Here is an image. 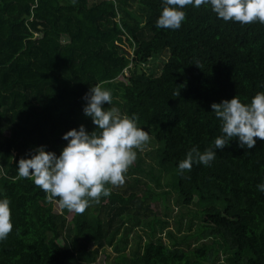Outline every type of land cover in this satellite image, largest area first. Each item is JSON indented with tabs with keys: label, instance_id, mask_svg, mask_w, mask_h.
I'll return each instance as SVG.
<instances>
[{
	"label": "trees",
	"instance_id": "16d2710c",
	"mask_svg": "<svg viewBox=\"0 0 264 264\" xmlns=\"http://www.w3.org/2000/svg\"><path fill=\"white\" fill-rule=\"evenodd\" d=\"M162 7L0 0V198L10 200L13 223L0 264H98L106 247L116 253L113 264H264V192L256 187L264 182V141L245 149L233 140L210 166L178 168L189 150L214 148L221 135L211 104L236 95L250 103L264 92V23L225 22L210 7L187 5L179 29H158ZM164 53L158 76L143 70ZM98 83L111 92L105 109L134 114L148 131L146 151L136 150L122 185H106L108 197L83 213L60 206L57 213L32 180L12 178L31 149L59 155L67 131L96 129L83 97ZM166 175L169 189L159 192ZM171 186L180 205L174 229L153 207L174 213ZM137 225L148 228V240L129 251Z\"/></svg>",
	"mask_w": 264,
	"mask_h": 264
},
{
	"label": "clouds",
	"instance_id": "9594fccd",
	"mask_svg": "<svg viewBox=\"0 0 264 264\" xmlns=\"http://www.w3.org/2000/svg\"><path fill=\"white\" fill-rule=\"evenodd\" d=\"M162 9L155 21L158 29L177 30L186 18L184 8L191 5L210 7L218 19L240 24L264 23V0H161ZM83 114L96 126L88 132L81 124L67 131L66 141L57 155L41 145L19 159L16 178H27L45 193V198L62 208L83 213L91 202L108 197L113 186L124 183V173L135 161L138 149L149 141V133L137 126L136 117L121 115L112 105L111 92L100 83L90 86L83 97ZM212 113L220 124L221 135L214 140V148L200 152L193 147L179 162L180 170H190L193 163L210 166L217 156L235 140L240 148L252 149L259 138L264 141V92H257L250 103L241 102L238 95L230 100L211 104ZM264 192V182L257 184ZM58 198V199H57ZM13 230L10 200L0 198V241Z\"/></svg>",
	"mask_w": 264,
	"mask_h": 264
},
{
	"label": "rangeland",
	"instance_id": "374dc122",
	"mask_svg": "<svg viewBox=\"0 0 264 264\" xmlns=\"http://www.w3.org/2000/svg\"><path fill=\"white\" fill-rule=\"evenodd\" d=\"M166 55H167V53H164V56H160L156 60H151L149 65H143L142 66L143 70L146 71V70L153 69L155 71L154 75L158 76L160 71H161V67H162V64H161V62L159 60L163 59L164 57L166 58ZM145 151H146V149H141V150H139V153L144 155ZM133 164H135V162H133ZM172 176H167L166 175L163 178L162 182H161L162 183V188L158 189L157 191L161 192V191L168 190L169 188L167 187L168 185H166V183H170V181H172V179H171ZM173 181H175L174 177H173ZM152 186H154V185L152 184ZM173 187L174 186H171V189H170L172 195L170 197L171 202H169L170 207L174 208V213L173 214L166 216L164 207L162 205H160L159 203H157L156 205L153 206L154 210L157 211L156 215L158 216V218H160V217L162 218L163 217V218L169 220V222H170L169 223V229H174L175 228V226H174L175 225V220L177 219L176 213L178 212V210L180 208V205L176 204V202L174 201L175 200L174 198L176 196V194H175L176 191L174 190ZM192 208L197 209V206L194 205V206H192ZM55 210H56L57 213L60 212L59 205H56ZM132 228L133 229L130 232V236H129V239H128V244H129L128 250L129 251L131 250L132 247H134L136 245L137 242L143 246V244L148 240V235H147L148 228H146L143 225L132 226ZM194 231H195V228H194ZM161 235H162V238H163L164 242L166 244L170 245L171 241H170V239L167 236H165V233H163ZM106 255H107V258L105 259ZM115 256H116V253H114L111 248L106 247L105 250L103 251L102 256L99 258L98 264H113ZM221 259H222V256H221Z\"/></svg>",
	"mask_w": 264,
	"mask_h": 264
}]
</instances>
